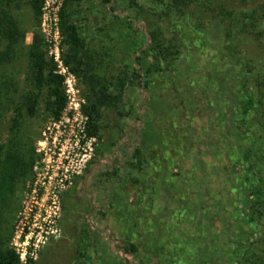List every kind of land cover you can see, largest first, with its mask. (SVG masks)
Returning a JSON list of instances; mask_svg holds the SVG:
<instances>
[{
    "label": "rangeland",
    "instance_id": "374dc122",
    "mask_svg": "<svg viewBox=\"0 0 264 264\" xmlns=\"http://www.w3.org/2000/svg\"><path fill=\"white\" fill-rule=\"evenodd\" d=\"M165 1L82 0L64 4V0H43L41 12L35 16L26 0H0V15H10L18 33L23 34L19 37L15 30L11 32L14 39L22 40L14 42L13 57L3 66L13 71L19 82L17 97L31 91L37 93L28 79L27 57L33 35L37 34L45 57L55 63L64 77L65 95V90L70 89V97L80 101L81 113L88 115L93 101L91 86L96 84L120 95L119 109L122 106L121 113L106 107L100 110L102 126L112 127L108 134L106 129L92 133L88 115L87 129L93 141L87 166L61 194L60 211L51 226L53 232L34 249L32 256L22 254L19 264H171L170 259H180L182 264H232L234 221L233 215L223 218L229 210L224 208V202L219 207L224 211L220 217L216 215L217 206H207L210 212L204 220L200 216L205 208L189 204V200L199 203L203 199L198 191L200 182L210 194L206 179L216 178L212 170L225 164V125L231 124L233 117L224 115V111L230 96L221 94L212 74L227 67L228 56L219 52L228 47L224 41L225 24L214 20L202 0L177 12L184 16L176 22ZM263 1L243 0L235 7L236 16L250 13ZM53 13L59 24L61 19L64 22L57 33L52 29ZM70 22L77 26L83 41L84 48L78 52L66 42L65 24ZM1 35L0 39H7ZM231 39L239 43L235 59L264 62V42L258 34L242 32ZM140 48L165 54L166 67L153 76L151 91L136 82L119 91L113 83L123 68L132 69ZM45 99L42 90L34 116L22 121L31 135L35 159L5 244L10 248L13 236L22 228L26 232L25 227L32 230L34 225L33 235L43 236L41 216L34 215L32 187L39 176L34 164L44 157L41 149L49 147L47 141L42 142L44 134L53 135L58 125L45 110ZM6 113L0 121V141L7 136L5 121L12 115ZM70 116L66 110L59 118ZM165 118L170 119L174 134L182 123V134L175 145L179 152L176 161L169 158L165 166L157 169L158 183L150 188L142 173L140 183L134 182L140 172L134 166L133 153L136 147L151 145L155 157L147 172L161 164L160 156L168 148L164 144L168 136L162 128ZM173 143L171 140L169 144ZM222 190L219 195H224ZM207 196L213 199L216 195ZM186 209L195 214L192 221L179 220ZM149 219L152 235L145 230ZM130 242L136 243V252L124 250ZM259 259L264 260V242L251 245L241 264H256Z\"/></svg>",
    "mask_w": 264,
    "mask_h": 264
},
{
    "label": "trees",
    "instance_id": "16d2710c",
    "mask_svg": "<svg viewBox=\"0 0 264 264\" xmlns=\"http://www.w3.org/2000/svg\"><path fill=\"white\" fill-rule=\"evenodd\" d=\"M80 1L82 0H64V4ZM103 1L111 2V0ZM196 1L198 0H166L165 2L171 16L176 22H179L184 15H179L177 12ZM242 1H200L210 11L216 22L221 25L225 24L224 41L228 43V47L221 48L219 52L228 56L227 67L224 70L213 71L212 74L219 85L221 94L230 96L224 115L228 114L233 118L231 124L225 125L223 137L226 140L223 152L225 164L216 165L212 170L216 178L210 176L206 179V182L209 183L210 194L204 190L203 182H200L198 191L204 196L203 199L199 200V203L189 200L191 206L205 208L206 211L200 216L203 220L207 217V211L210 212V209L206 208L207 206H217V217H220L218 215L224 212L220 209L223 207V202L224 208L229 209L226 210V213L224 212L223 218L227 219L228 216L233 215L232 264H241L244 255L249 253L251 245L264 242V62L260 60H256L258 61L256 63L249 60L244 62L235 59V54L239 52V43L236 39H231L233 36L245 32L258 34L261 38L259 40L264 42V27L261 26L264 21V1L255 5L250 13L239 18L236 16L235 7ZM26 2L31 7L33 14L38 16L43 0H26ZM0 21V35L2 34V38L3 36L7 38L0 39V121L6 116V112L12 114L5 121L7 136L0 141V264H19L18 254L10 247H6L5 244L11 234V223L19 206L20 193L31 178V167L35 159L31 135L23 126L22 121L26 117L34 116L37 96L40 91L45 90L44 108L54 119H58L64 110L66 95L63 90V75L57 71L55 63L45 57L39 46L42 40L39 35L34 34L27 52L28 79L37 93L31 91L17 97L19 82L14 72L7 68L3 69V66L13 57L14 42L22 39H14L18 30L17 25L10 19V15L2 12ZM4 24L7 28L3 27ZM63 25L64 22L61 19L62 29ZM13 30H15V35H11ZM65 32L66 42L73 50L78 52L84 48L74 23L65 24ZM18 34L19 37L23 35L20 32ZM139 50V54L134 57L132 69L123 68L113 83L119 91H123L127 85L133 82L151 91L155 83L153 76L160 74L166 67L164 64L165 54H157L148 48ZM148 58L150 59L148 60ZM91 94L93 101L89 104L87 111L92 120L91 132L94 134L103 133V129H106V134H108L112 127L110 125L102 126L100 110L106 107L121 113L122 106L119 109L121 97L109 92L107 86H100V84L91 86ZM172 124L175 128L176 125ZM181 124L177 125L178 133L174 134L170 119L163 120L162 128L168 136L164 144L168 148H165L164 154L160 156L158 162L161 164L153 167L151 173L146 169L150 167V162L155 157L153 146L146 145L144 149L139 147L134 149V166L140 172L139 176L134 177L135 183H140L142 173L144 174L143 181H148L149 187L154 188L159 179L157 169L165 166V161L169 158L171 161L177 160L179 151L175 145L182 134ZM171 140L174 141L173 144H169ZM167 170L169 169L167 168ZM223 182L224 185H227L224 190H222L224 185H220ZM221 190L224 191V195H219ZM206 193L216 196L210 199L205 195ZM186 210H183L185 214L179 215V220L188 218L192 221L195 214L189 212L191 209ZM216 215L212 214L215 217ZM146 229V232L152 235V232L150 233L151 219L148 220ZM134 234L138 235V233ZM124 250L136 252V243L130 242L128 247H124ZM169 255H172V251ZM171 258L173 257L171 256ZM170 260L171 264L183 263L180 262V259ZM256 264H264V260L259 259Z\"/></svg>",
    "mask_w": 264,
    "mask_h": 264
},
{
    "label": "built area",
    "instance_id": "2783aa9c",
    "mask_svg": "<svg viewBox=\"0 0 264 264\" xmlns=\"http://www.w3.org/2000/svg\"><path fill=\"white\" fill-rule=\"evenodd\" d=\"M52 18V29L57 33L60 27L59 18L54 13ZM65 92L67 100L63 111L67 110L71 116L56 119L58 125L55 133L44 134L42 142L45 144L47 141L49 147L41 149L44 157L34 164L39 174L32 187L34 215L41 216L43 227L40 232L43 236L39 233L33 235L34 225L32 230L25 227L26 232L23 231L24 228L17 231L12 238L11 249L18 254L19 260H22V254L28 258L32 256L34 249L44 244L53 232L51 226L60 211V196L82 174L90 158L93 137L87 129L88 115L81 113L80 101L70 97V89Z\"/></svg>",
    "mask_w": 264,
    "mask_h": 264
}]
</instances>
